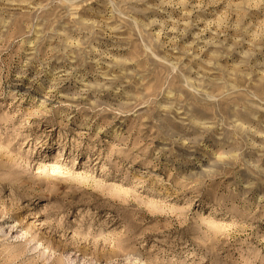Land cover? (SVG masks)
Returning <instances> with one entry per match:
<instances>
[{"label":"rangeland","instance_id":"rangeland-1","mask_svg":"<svg viewBox=\"0 0 264 264\" xmlns=\"http://www.w3.org/2000/svg\"><path fill=\"white\" fill-rule=\"evenodd\" d=\"M0 264H264V0H0Z\"/></svg>","mask_w":264,"mask_h":264}]
</instances>
